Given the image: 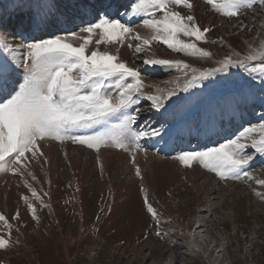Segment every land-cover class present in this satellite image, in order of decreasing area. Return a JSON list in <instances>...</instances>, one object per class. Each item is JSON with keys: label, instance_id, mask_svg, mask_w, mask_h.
Segmentation results:
<instances>
[{"label": "snow or ice", "instance_id": "obj_1", "mask_svg": "<svg viewBox=\"0 0 264 264\" xmlns=\"http://www.w3.org/2000/svg\"><path fill=\"white\" fill-rule=\"evenodd\" d=\"M207 3L218 14L237 19L234 27L240 32L246 28L256 31L240 19L246 10L259 7L264 11V0ZM193 7L191 0H129L128 4L72 0L74 11L69 14L57 0H17L10 12L0 5L9 18L24 17L13 26L0 14V173L19 177L30 191L31 197L22 194L21 199L33 221L40 219L34 201L41 207L49 205L43 200L47 193H38L27 177L37 181L31 167L38 160L48 162L42 148L50 142L85 146L95 151L97 161L102 148L127 153L140 181L141 209L152 222L148 228L160 238L167 237L162 228L165 221L149 198L136 159L141 151L147 157L146 142L159 144V151L174 152L171 158L181 166L199 164L219 181L254 182L264 187V179L252 171L257 155L264 157V26L243 54L232 52L216 60L214 68L198 69L184 60L155 57H145L143 68H138L121 59L120 47L143 56L157 42L178 54L212 60L213 53L199 45L217 41L207 39L212 28L197 22ZM181 8L187 11L177 10ZM134 22L149 35L137 32ZM14 35H20L19 42L10 38ZM220 43L227 46L223 38ZM108 45H115V51ZM151 68L176 70L182 76L168 82L172 88L156 87L155 94L149 93L145 89L155 86L144 83L142 71ZM230 69L244 74L230 73ZM218 73L229 74L213 80ZM142 97L149 102L143 110L138 106ZM142 111L154 112L156 120L140 124ZM246 116L257 122L241 124L235 135L225 138L226 129ZM185 144L187 149L182 147ZM252 191L264 200V192ZM20 215L16 209L12 220L19 221ZM166 222L171 224V218ZM0 225V250L18 245L12 232L19 228L3 213ZM194 233H188V244L200 253L204 237L197 242ZM149 234L145 232V238Z\"/></svg>", "mask_w": 264, "mask_h": 264}, {"label": "rangeland", "instance_id": "obj_2", "mask_svg": "<svg viewBox=\"0 0 264 264\" xmlns=\"http://www.w3.org/2000/svg\"><path fill=\"white\" fill-rule=\"evenodd\" d=\"M16 2L0 0V5L10 12ZM114 2L128 4L129 0ZM191 2L197 22L212 28L207 39L217 41L199 45L213 53L212 60L178 54L157 42H153L143 56L135 55L127 46L120 47L121 59L138 68H143L141 60L145 57L184 60L198 69L214 68L216 60L232 52L243 54L246 44L253 42L264 26V11L259 7L246 10L240 17L244 24L255 27L256 31L246 28L240 32L234 27L237 19L218 14L207 0ZM57 3L69 14L74 11L72 0H57ZM120 11L123 13L125 9L121 7ZM0 14L13 26L24 18L22 14L9 18L2 9ZM132 27L142 36L149 35L139 22H134ZM10 38L17 42L21 39L20 35ZM220 38L226 47L221 45ZM107 47L115 51L116 46ZM100 48L103 51L105 45ZM229 72L244 74L239 69H230ZM228 74L218 73L212 79ZM181 76L182 73L176 70L151 68L142 71L144 83L155 86L145 91L153 94L156 87L172 88L174 85L168 82ZM190 91L195 93L199 89ZM138 106L147 109L149 102L142 97ZM260 111L257 109L256 114L259 115ZM155 120L154 112L142 111L139 123ZM248 121L257 122L246 116L244 121L229 126L224 137L235 135L240 125L247 126ZM195 143L192 141L193 146ZM143 146L147 157L141 151L136 159L145 176L144 185L149 198L163 215L162 228L167 232L166 238L156 237L148 228L152 222L141 209L140 181L134 176L127 153L102 148L97 161L95 151L85 146L50 142L42 148L48 162L38 160L31 167L37 181L27 177L38 193L42 196L47 193L43 200L49 207H41L38 201H34L39 223L33 221L26 211L21 195L31 197V193L20 178L11 173H0V213L9 218L14 228H19V232L13 230L12 238L20 241L7 250H0V264H264V200L252 191L255 188L264 192V187L254 182L219 181L214 173L199 164L181 166L171 158L175 153L159 151V144L146 142ZM182 147L187 149L188 145ZM252 171L264 179V157L257 155ZM16 209L21 213L19 221L12 220ZM169 218L171 224L166 222ZM193 230L197 242H200L201 235L204 237L200 242L203 248L200 253L191 250L188 244L191 239L188 233ZM145 232L150 233L147 238Z\"/></svg>", "mask_w": 264, "mask_h": 264}, {"label": "bare ground", "instance_id": "obj_3", "mask_svg": "<svg viewBox=\"0 0 264 264\" xmlns=\"http://www.w3.org/2000/svg\"><path fill=\"white\" fill-rule=\"evenodd\" d=\"M155 114V113H154Z\"/></svg>", "mask_w": 264, "mask_h": 264}]
</instances>
